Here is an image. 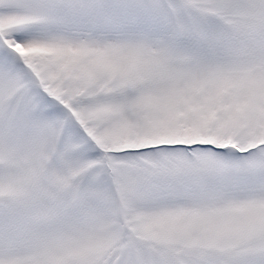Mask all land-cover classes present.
<instances>
[{
  "label": "snow or ice",
  "instance_id": "6c2138e0",
  "mask_svg": "<svg viewBox=\"0 0 264 264\" xmlns=\"http://www.w3.org/2000/svg\"><path fill=\"white\" fill-rule=\"evenodd\" d=\"M0 264H264V0H0Z\"/></svg>",
  "mask_w": 264,
  "mask_h": 264
}]
</instances>
